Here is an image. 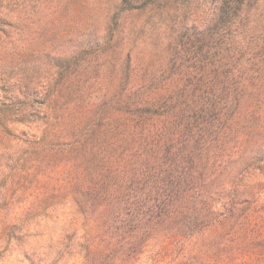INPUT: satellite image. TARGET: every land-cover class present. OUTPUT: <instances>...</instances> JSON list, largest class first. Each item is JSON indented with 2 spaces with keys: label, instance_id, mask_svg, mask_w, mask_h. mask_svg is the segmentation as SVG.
Segmentation results:
<instances>
[{
  "label": "trees",
  "instance_id": "16d2710c",
  "mask_svg": "<svg viewBox=\"0 0 264 264\" xmlns=\"http://www.w3.org/2000/svg\"><path fill=\"white\" fill-rule=\"evenodd\" d=\"M82 1L36 0L54 13ZM236 9L220 7L212 27L150 40L119 32L118 8L94 49L106 62L91 76L81 79L74 61L42 98L0 102V130L14 139L11 123L34 121V104L48 107L41 134L21 131L29 148L18 169L35 182L49 165L62 171L70 189L60 195L82 218L87 261L159 241V253H174L169 264H264V42L234 45ZM143 36L138 59L127 41ZM48 209L29 207L24 220Z\"/></svg>",
  "mask_w": 264,
  "mask_h": 264
},
{
  "label": "rangeland",
  "instance_id": "374dc122",
  "mask_svg": "<svg viewBox=\"0 0 264 264\" xmlns=\"http://www.w3.org/2000/svg\"><path fill=\"white\" fill-rule=\"evenodd\" d=\"M72 5L78 11L60 6L54 13L48 2H0V102L8 94L42 98L53 90L60 70L74 61L81 79L91 76L97 62H106L107 55L94 49L103 47L100 37L118 8L125 10L118 16L119 32L143 33L151 40L154 33L212 27L220 7H235L231 16L232 28L238 32L234 45L246 48L255 41L264 42V0H84ZM239 32L252 37V42L246 44ZM144 36L134 44L133 39L127 41L138 59L148 44ZM105 76L100 71L99 78ZM34 105L38 110L34 121L11 123L15 126L12 133L20 139L0 130V225L4 226L0 227V264H169L174 253L165 249L159 253V241H152L135 256L105 252L87 261L79 245L82 218L75 213L70 195H60L70 189L62 171L49 165L35 182V175L25 181L18 169L17 158L29 148L21 131L41 134L46 126L42 117L48 107ZM19 180L25 182L21 187ZM39 205L49 209L24 220L27 208Z\"/></svg>",
  "mask_w": 264,
  "mask_h": 264
}]
</instances>
